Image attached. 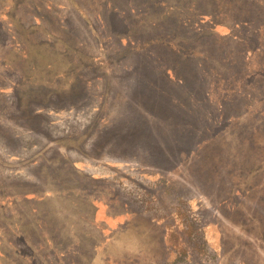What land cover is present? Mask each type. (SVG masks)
Masks as SVG:
<instances>
[{"label": "rangeland", "instance_id": "1", "mask_svg": "<svg viewBox=\"0 0 264 264\" xmlns=\"http://www.w3.org/2000/svg\"><path fill=\"white\" fill-rule=\"evenodd\" d=\"M107 1L0 0V264H264V0L207 6L222 69L192 81L210 122L166 153L115 134L154 52L119 56L144 36H112ZM61 38L117 60L87 67Z\"/></svg>", "mask_w": 264, "mask_h": 264}, {"label": "trees", "instance_id": "2", "mask_svg": "<svg viewBox=\"0 0 264 264\" xmlns=\"http://www.w3.org/2000/svg\"><path fill=\"white\" fill-rule=\"evenodd\" d=\"M211 1H107L104 9L107 10V29L112 36L121 35L123 38L129 35L130 39L138 35L144 36L142 37L143 41L138 42V44H125L123 46V54L119 56H130L150 49H153L152 51L154 52V54L150 53L149 58L140 60L139 63L135 61L134 66L129 69L132 75L130 90L135 96L134 101L129 100L128 105L130 108L127 114L121 118L122 122L128 119L129 123L124 125L120 121L117 124L118 129H114L115 134H119V137L124 133L136 136L140 134L142 138L150 140L148 144L151 145V149L166 153L169 148V138L175 131L187 134L193 128V123L204 124L210 122L211 115L207 113H204V115L199 114V109L205 104L202 98L199 99V97L204 92L200 89H195V82L192 80L197 79V82L200 83V78L205 70L204 65L207 62H213L222 69L221 61L212 54L210 47L204 45V37L210 32H214L217 27L216 25H209V27L204 21L207 17L213 16L214 11L207 8V6L211 5ZM147 14L151 16L147 17ZM231 19L234 22L239 20ZM243 22L246 23L247 21ZM204 26L209 28H204ZM34 29L37 33L48 31L42 19H40L38 24L34 25ZM49 34L51 37L53 36L51 31L47 35ZM69 35L67 36L70 37ZM51 37L50 39H45L47 41L45 42L46 47L56 48V44L60 40L58 39L55 42L56 44H51ZM64 40L61 38L65 50L76 52L79 61L82 59L83 65L87 67L90 65H93L91 67H94V69L103 66L107 67L111 62L117 60L110 55L97 61L94 58L85 57L80 48L70 47L66 45L67 43ZM167 60L169 61V67L164 65ZM170 68L172 76L168 72L166 73ZM144 74L148 75L144 76ZM74 88H70L68 92L63 94L68 96ZM143 94L145 95V100L142 98ZM72 95L74 97L77 96L76 94ZM108 96H110L109 90ZM144 115L154 118L155 121L149 122L150 125L143 123L140 117H144ZM187 119L189 121H186ZM127 125L128 127L126 128ZM258 234H261V238L251 236L253 242H264L262 239L264 238L263 233L259 232ZM240 241H243V239Z\"/></svg>", "mask_w": 264, "mask_h": 264}]
</instances>
